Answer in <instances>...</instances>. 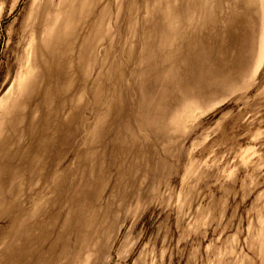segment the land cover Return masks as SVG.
I'll return each instance as SVG.
<instances>
[{
	"label": "rangeland",
	"instance_id": "obj_1",
	"mask_svg": "<svg viewBox=\"0 0 264 264\" xmlns=\"http://www.w3.org/2000/svg\"><path fill=\"white\" fill-rule=\"evenodd\" d=\"M0 264H264V0H0Z\"/></svg>",
	"mask_w": 264,
	"mask_h": 264
}]
</instances>
